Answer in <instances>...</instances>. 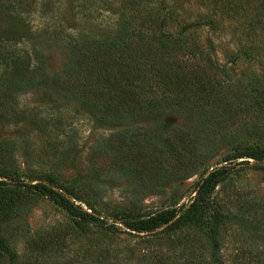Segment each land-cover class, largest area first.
Listing matches in <instances>:
<instances>
[{"label":"trees","instance_id":"trees-1","mask_svg":"<svg viewBox=\"0 0 264 264\" xmlns=\"http://www.w3.org/2000/svg\"><path fill=\"white\" fill-rule=\"evenodd\" d=\"M42 1L0 0V124L11 120L28 123L48 135L44 123L62 125L61 115L32 118L20 109L18 95L29 90L43 94L50 103L58 100L77 105L97 125L114 130L108 138L97 141L93 151L94 157L109 158L114 172L143 177L144 167H131L123 158L136 146L146 145L158 155L164 170L149 182L157 192L179 178V173L171 171L172 165L200 170L197 161L208 150L210 139L220 134L218 127L225 116L232 121L247 120L241 131L263 142V146L238 150L232 160L264 163V81L241 88L243 84L233 74L241 52L230 63H221L212 39H202L204 30H218L214 15L195 22L178 21L163 7L166 0H119L115 8L110 5L115 20L109 29L96 27L95 33L44 30L49 38L66 44L67 61L52 74L48 59L37 46L40 36L32 23L39 13L33 8L39 9L37 5ZM213 1L221 7V16L234 20L249 42L264 48L263 2L255 13L244 14L241 0ZM172 24L178 28L173 30ZM178 115L185 116L181 124L170 120ZM71 150L64 151L65 159ZM260 169L264 171V165ZM228 171V167L221 166L203 175L196 184L195 196L182 207L116 218L130 233L149 236L141 241L154 250L148 264H164V256L182 242L177 236L183 234L185 239V231L204 226L212 227L216 248L212 259L202 264H221L216 224L219 215L211 208L212 196ZM0 177L14 180L8 172L1 171ZM23 188L16 191V198L22 199L27 193L46 196L80 225L99 221L107 231L120 229L115 223L110 225L77 209L65 195L43 183ZM2 195L0 205H12L14 198L8 197L7 201L6 193ZM2 255H8L11 264H16V253L0 233Z\"/></svg>","mask_w":264,"mask_h":264},{"label":"rangeland","instance_id":"rangeland-1","mask_svg":"<svg viewBox=\"0 0 264 264\" xmlns=\"http://www.w3.org/2000/svg\"><path fill=\"white\" fill-rule=\"evenodd\" d=\"M118 1L43 0L37 5L39 9L33 8L39 12L32 18L40 36L37 46L48 59L52 74L60 71L67 61L66 44L49 38L44 30L95 33L96 27L109 29L115 20L114 12L109 10ZM262 2L241 0V12L253 14ZM163 7L178 21L195 22L214 15L218 30L212 33L204 30L202 39L206 36L212 39L221 63H230L241 52L238 63L232 66L233 74L243 84L241 88L264 81V48L249 42L244 32L237 30L234 20L221 16L218 3L166 0ZM172 26L173 30L178 28L175 24ZM18 102L20 109L32 118L61 115L62 125L44 123L48 135L28 123L11 120L0 124V172L14 175V180L0 177V190H3L0 198L3 193L7 201L8 197L14 198L12 205H0V233L16 253V264H148L147 259L153 257L154 250L141 241L149 236L130 233L116 218L182 207L195 196L196 184L202 176L221 166L228 167L229 171L212 196L211 208L219 215L216 224L220 262L264 264V171L260 169L264 163L232 160L246 146H263L261 140L248 138L241 131L247 120L233 122L225 116L218 127L220 134L210 139L208 150L197 161L200 170L193 172L192 168L172 165L171 171L179 173V178L157 192L149 182L164 170V165L148 146H136L123 155L127 165L144 167L143 177L123 176L114 172L109 158L93 156L97 141L108 138L114 130L97 125L79 106L58 100L50 103L34 90L19 94ZM184 117L178 115L170 120L181 124ZM66 149L72 150L65 159ZM35 183L52 187L70 199L77 209L110 225L115 223L120 229L107 231L99 221L80 225L46 196L27 193L22 199L16 198V191ZM184 234L188 237L183 239V234L176 237L182 242L167 252L164 264H202L212 259L216 248L211 237L212 227L204 226ZM0 264H11L10 257L2 255Z\"/></svg>","mask_w":264,"mask_h":264}]
</instances>
